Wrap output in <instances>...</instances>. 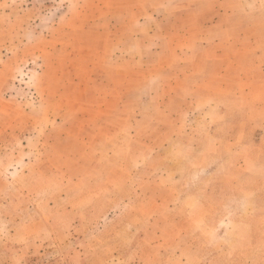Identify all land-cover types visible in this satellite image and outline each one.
Wrapping results in <instances>:
<instances>
[{
	"label": "rangeland",
	"instance_id": "1",
	"mask_svg": "<svg viewBox=\"0 0 264 264\" xmlns=\"http://www.w3.org/2000/svg\"><path fill=\"white\" fill-rule=\"evenodd\" d=\"M255 2L0 0V264H119L106 242L93 241L94 226L108 224L111 207L118 218L136 215L137 199L92 194L108 195L111 159L154 186L157 144L173 142L174 130L183 141L202 140L194 134L200 126L195 114L213 106L212 128L226 141L238 128L260 127L256 112L263 114L264 104L254 100L264 86L252 82L263 81L264 73L230 55L252 44L241 39L221 51L225 31L235 37L261 29L264 5ZM188 25L190 32L183 29ZM202 30L205 41L196 35ZM160 44L178 54L167 58ZM205 56L212 69L206 76ZM191 63L201 72L188 71ZM205 94L217 100H194ZM129 137L133 145L122 157ZM174 144L178 168L197 169L198 151L177 139ZM190 175H205V169ZM44 185L48 191L32 197ZM39 214L52 215V226L40 225ZM237 224L222 228L236 239ZM102 232L105 241L110 230ZM254 241L261 246L248 255H264V230L254 231Z\"/></svg>",
	"mask_w": 264,
	"mask_h": 264
},
{
	"label": "crops",
	"instance_id": "2",
	"mask_svg": "<svg viewBox=\"0 0 264 264\" xmlns=\"http://www.w3.org/2000/svg\"><path fill=\"white\" fill-rule=\"evenodd\" d=\"M255 1L258 6L264 5L261 0ZM178 5L179 3H175V6ZM193 11L194 8L189 9V12ZM261 23L263 26L256 32L242 31L244 38H241L242 35L230 36L225 31L221 38L226 40V44L221 51L231 50L229 43L231 45L236 42L238 45L241 39H244V44H252L253 47H244L243 50L238 48L230 55L243 59V64H248L247 69L264 73V24ZM195 24L193 22L191 25ZM191 25L183 29L190 32ZM199 33L200 35H196L202 41L209 37L205 30ZM190 36L191 33L188 34V37ZM159 47L158 52L167 58L178 54L176 48L169 46V50L167 44L163 47L160 44ZM196 53L194 56H198ZM207 61L205 56L201 68L204 76L206 70H212L208 69L210 65ZM197 70L196 65H189L188 71L191 73ZM177 71L180 81L179 73L183 70L178 68ZM254 82V87L264 86V80ZM205 83H209L208 80ZM259 83L261 85L258 86ZM258 97L260 98H256L255 103L264 104V92L259 93ZM194 98L195 101L207 100L210 103L217 100L206 94L195 95ZM211 107L203 111V115L195 114L200 126L193 130L196 136H201V141H183L178 137L180 130H174V135L171 136L174 141L177 139L178 143H184L188 148L198 151L196 156H200V164L197 169L190 168L186 163L180 167L182 171L178 168L181 162L175 160L176 145L170 140L157 144L156 151L159 152L156 171L159 174L154 186L150 185L149 178L131 174L132 169L129 166L122 164L116 167L114 164L117 162L110 160L108 195L100 194L94 189L93 196L98 199L107 197L110 201L116 198L138 200L133 208L131 207L136 214L134 218H118L120 211L111 207L108 210V224L100 223L94 226V243L106 242L111 253H115L113 257L120 261L119 264H253L264 261V255H248V252L260 247L262 243L254 241V231L257 230L261 234L264 230V223L260 218L264 215V112L261 115L256 112L255 119L260 120V127H250L248 130L238 128L236 138L226 141L219 136L216 128H212V123L217 117H212ZM174 114L166 112V115L176 119ZM239 117L245 120L249 116L243 111ZM133 140L134 138L129 137L122 157H125L129 146L133 145ZM141 143L145 145L143 141ZM232 158L237 159L236 163L233 164ZM199 168L205 169V175L192 179L190 174ZM165 173L167 178L164 179ZM48 189V185H44L40 192L36 191L32 197L43 196ZM47 197L45 196L46 199ZM57 197L58 195L55 198ZM53 198L51 195L50 200ZM148 203L152 205L148 206ZM39 219L40 225L52 226V215L51 219L42 215ZM231 222H238L237 227L241 234H238L236 239L229 237L226 229L222 228V225ZM16 225H19V222L16 221ZM105 226L110 230V234L104 241L102 231ZM142 250L148 253L143 254ZM76 258L79 260L77 256Z\"/></svg>",
	"mask_w": 264,
	"mask_h": 264
}]
</instances>
